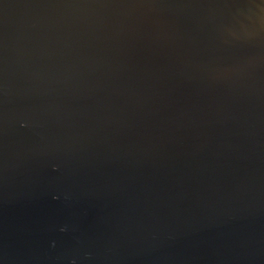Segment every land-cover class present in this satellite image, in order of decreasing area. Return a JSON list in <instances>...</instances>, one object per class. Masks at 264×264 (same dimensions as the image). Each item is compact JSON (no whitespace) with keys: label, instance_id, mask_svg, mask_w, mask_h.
<instances>
[{"label":"water","instance_id":"water-1","mask_svg":"<svg viewBox=\"0 0 264 264\" xmlns=\"http://www.w3.org/2000/svg\"><path fill=\"white\" fill-rule=\"evenodd\" d=\"M0 264H264V0H0Z\"/></svg>","mask_w":264,"mask_h":264},{"label":"clouds","instance_id":"clouds-1","mask_svg":"<svg viewBox=\"0 0 264 264\" xmlns=\"http://www.w3.org/2000/svg\"><path fill=\"white\" fill-rule=\"evenodd\" d=\"M63 231V230H62Z\"/></svg>","mask_w":264,"mask_h":264}]
</instances>
